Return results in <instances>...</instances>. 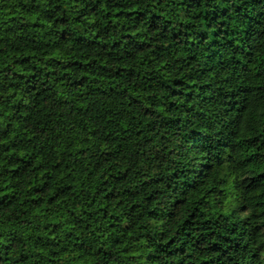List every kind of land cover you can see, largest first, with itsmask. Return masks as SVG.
<instances>
[{
	"label": "trees",
	"instance_id": "1",
	"mask_svg": "<svg viewBox=\"0 0 264 264\" xmlns=\"http://www.w3.org/2000/svg\"><path fill=\"white\" fill-rule=\"evenodd\" d=\"M0 264H264V0H0Z\"/></svg>",
	"mask_w": 264,
	"mask_h": 264
}]
</instances>
